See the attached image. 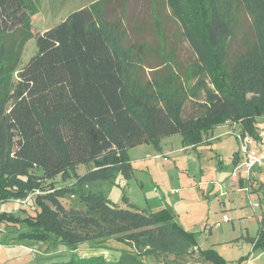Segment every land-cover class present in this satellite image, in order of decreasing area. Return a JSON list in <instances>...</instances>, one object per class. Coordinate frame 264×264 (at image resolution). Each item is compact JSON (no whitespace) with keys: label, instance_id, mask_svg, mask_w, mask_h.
<instances>
[{"label":"trees","instance_id":"obj_1","mask_svg":"<svg viewBox=\"0 0 264 264\" xmlns=\"http://www.w3.org/2000/svg\"><path fill=\"white\" fill-rule=\"evenodd\" d=\"M111 5L112 0H98L36 33L38 53L18 69L20 61L10 58L8 49L12 34L31 26L30 0H0V203L25 201L37 193L39 212L25 219L31 231L20 238L73 252L62 264H155L149 257L184 258L192 250L205 263L229 264L217 251L201 250L197 235L174 222L169 210L141 211L125 195L126 208H121L101 192L86 193L83 186L94 180L113 182L118 176L129 180V151L148 144L161 152L167 137L180 135L184 147H196L209 131L227 122L256 137L264 124V27L258 30L260 46L230 61L233 0H168L198 65L215 84L198 105L202 114L185 120L181 110L190 98L185 89L177 92L175 105L164 106L149 100L132 82L120 41L108 39L112 30H122L120 22H106ZM190 91L200 95L199 88ZM12 146L19 172L3 163ZM84 164L93 169L80 176L77 168ZM58 176L75 182L57 188ZM67 196L85 204L86 210L67 211L60 201ZM5 219L16 220L1 214L0 222ZM113 240L126 247L115 248L121 254L113 262L103 254H74L87 242L103 245ZM254 241V249L264 250V228Z\"/></svg>","mask_w":264,"mask_h":264},{"label":"rangeland","instance_id":"obj_2","mask_svg":"<svg viewBox=\"0 0 264 264\" xmlns=\"http://www.w3.org/2000/svg\"><path fill=\"white\" fill-rule=\"evenodd\" d=\"M96 1L98 0H30L31 26L19 28L14 32L11 46L9 45L10 48L8 49L10 58H16L20 61L18 69L24 67L38 53L36 33L44 32L60 24L72 12ZM112 3L106 22L113 24L120 22L122 30L119 31L120 33L112 30L108 34V39L114 41L117 38V41H120L119 44L124 50L126 61L130 67L129 76L132 82L138 84L140 91H143L149 100H155L164 106L166 104L175 105L177 92L183 88L190 98L182 107V119L188 120L201 115L202 111L198 105L205 102L206 92L213 91L215 84L213 79L205 73L203 67L198 65V58L185 39L179 21L174 18L168 0H112ZM232 8L235 30L233 38H229L227 41L230 61L245 56L253 48L260 46L258 30L264 27V0L258 2L233 0ZM14 79L16 80V75ZM192 86L199 88L200 95H192L190 91ZM251 96L252 93L248 94V98ZM2 130L0 128V144L3 145ZM171 141L172 146L166 145V147L167 150L173 152L169 154L167 160H164L162 155L159 158H154L156 154L152 147H148L147 152L141 153H139V149L134 148L131 151L133 159L136 155L144 153V156L139 157L145 159L148 155L150 157L148 160L151 161L152 165L142 174L138 171L136 177L128 181L126 185L118 186L113 182L94 180L83 186L85 192H101L107 199L112 202L120 201L121 204L124 203L123 196L126 194L141 207H144L146 198L155 200L157 197L161 200L164 197H170L171 189H178L179 191L175 198L183 196L185 191L190 188L188 181L193 183V187L197 183L194 181L192 173L194 167L199 166V158L194 151H185L181 148L179 136H174ZM222 141L230 146L234 145L232 151L238 147L234 135H228ZM212 145H201V151L204 154L212 153L213 158L209 160L206 158V161L207 165L213 167V171L217 173L218 170H221V164H219V159L214 156L215 148L213 151L211 150ZM232 151L223 149L221 153L225 161H228L227 157H231ZM9 152L10 154L8 153L3 158V163L8 162L9 168L13 166V172H19L15 146H12ZM174 163L188 167L191 171L190 178H182L180 182L172 183L171 177L164 172V169ZM92 169V165H80L77 168V174L83 176ZM226 169L224 170L225 174L228 173ZM184 175L187 178V174ZM74 182V178L64 181L61 176H58L54 185L60 188ZM194 191L198 192V189L196 188ZM199 194H201L200 188ZM36 195L37 193L25 201L11 200L0 203V215L6 213L7 216H13L16 219L14 221L5 219V221L0 222V264H62L72 257L73 252L63 246L35 241L32 237L20 238V234L31 231L29 223L25 219L35 218L39 212L35 203ZM60 201L67 211L84 212L86 210V205L75 197L67 196ZM205 236L207 235H201L200 242L202 249L208 250L209 242L205 243ZM120 247L126 248L124 244L115 240L103 245L87 242L81 245L77 251H74V254L79 257L103 254L108 262H113L121 254V250L115 248L119 249ZM128 248L133 252L135 251L132 247L128 246ZM244 253L245 250L238 251L236 249L231 252L232 255H243ZM149 258L155 264H211L203 262L198 251L195 250H192L184 258H175L173 255ZM226 259L231 261L233 257Z\"/></svg>","mask_w":264,"mask_h":264},{"label":"crops","instance_id":"obj_3","mask_svg":"<svg viewBox=\"0 0 264 264\" xmlns=\"http://www.w3.org/2000/svg\"><path fill=\"white\" fill-rule=\"evenodd\" d=\"M238 131L239 125L237 124L227 122L219 125L209 131L204 137V142L196 147H184L181 136L175 135L181 138V148L183 150L194 151L199 158V166L194 167L192 173L194 181L197 183L193 187V183L188 181V187L190 188L185 191L183 196L175 198L179 191L178 189H171L170 197H164L161 200L157 197L155 200L146 198L144 207H141L129 195H124L131 205L141 211L157 214L162 210H169L174 216V222L186 231L197 235L201 250L203 249L200 238L204 234L207 235L205 236V243L209 242L208 250L217 251L225 260L233 257L231 261L227 260L229 264H239L241 258H243V261L240 264H264V250L254 249L256 242L254 240L257 238L259 230L264 228V166L256 168L250 178H247L241 172L243 160L239 153V141L236 137ZM228 135H234L235 143L238 146L234 151H232L234 145L230 146L222 141ZM173 137H167L161 141V152H157L148 144L134 148L139 149V153H141L143 151L147 152L148 147H152L156 154L154 158H159L162 155L164 160H167L169 154H172L173 151L167 150L166 145L172 146L171 139ZM214 142L216 144H213ZM203 144H213L211 146L212 151L215 148L214 156L219 159V164H221V170H218L217 173L213 171V167L207 165L206 158L209 160L213 156L211 152L204 154L201 151V145ZM133 149L129 151L133 166L131 178L125 180L122 176H118L113 183L121 186L126 185L128 181L136 177L138 171L142 174L152 165L151 161L148 160L150 158L148 155L145 159L139 157L144 156V153L136 155L133 159L131 155ZM223 149L232 151L231 157H227L228 161H225V158L222 157L221 152ZM236 154H238L237 158ZM225 168H227V174L224 172ZM179 171L184 172L180 173ZM164 172L169 174L172 183H178L182 178L189 179L191 173L188 167L179 163L170 164V167H166ZM184 174H187V178ZM140 182L143 185V181ZM196 188L198 192L194 191ZM199 188L201 194H199ZM113 202L121 208H126L125 203ZM225 215L229 218L228 222H224ZM235 249L238 251L245 250V253L243 255H232L231 252Z\"/></svg>","mask_w":264,"mask_h":264},{"label":"built area","instance_id":"obj_4","mask_svg":"<svg viewBox=\"0 0 264 264\" xmlns=\"http://www.w3.org/2000/svg\"><path fill=\"white\" fill-rule=\"evenodd\" d=\"M239 141L240 156L243 160L241 172L250 178L255 169L264 166V124H260L257 135L236 133ZM228 216H224V222H228Z\"/></svg>","mask_w":264,"mask_h":264}]
</instances>
